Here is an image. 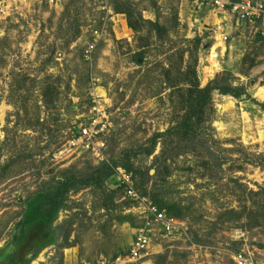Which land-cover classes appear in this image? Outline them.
Returning <instances> with one entry per match:
<instances>
[{"label":"rangeland","instance_id":"374dc122","mask_svg":"<svg viewBox=\"0 0 264 264\" xmlns=\"http://www.w3.org/2000/svg\"><path fill=\"white\" fill-rule=\"evenodd\" d=\"M121 5L143 20L137 32ZM196 82L245 95L212 92L193 133L157 139L151 156H131L129 173L114 165L99 185L69 188L53 244L28 264H101L126 252L141 223L128 188L181 227L130 264H264V112L251 102H264V20L192 0H111L105 9L65 0L0 16V264L27 219L48 211L35 201L150 151L154 136L187 117ZM94 109L107 124L97 155L70 144Z\"/></svg>","mask_w":264,"mask_h":264},{"label":"built area","instance_id":"2783aa9c","mask_svg":"<svg viewBox=\"0 0 264 264\" xmlns=\"http://www.w3.org/2000/svg\"><path fill=\"white\" fill-rule=\"evenodd\" d=\"M65 0H0V16L8 17L17 12L19 8L28 7L31 4L47 5L56 7ZM102 8H106L108 0H92ZM197 6L209 7L218 11H230L238 20L255 24L264 20V0H192ZM93 46H90L92 49ZM210 58L218 60L219 54L212 50ZM94 116L88 123L82 125L78 136L73 138L70 144L72 146L80 145L81 149L87 153L97 155L101 148L102 136L104 135L107 124L99 109H94ZM102 116V117H101ZM129 199L139 204L138 215L141 223L135 230L133 241L126 252L119 254L110 262L101 264H130L147 257L153 248V242L158 237L173 236L180 232V223L177 219L167 215L165 211L160 210L156 205L141 199L131 188L127 189ZM244 260L240 258L239 264Z\"/></svg>","mask_w":264,"mask_h":264},{"label":"trees","instance_id":"16d2710c","mask_svg":"<svg viewBox=\"0 0 264 264\" xmlns=\"http://www.w3.org/2000/svg\"><path fill=\"white\" fill-rule=\"evenodd\" d=\"M119 13L126 15L128 27L134 32H137L139 24L141 23V21H143L141 20V17L135 21L133 17L134 15L132 12H130L129 8L126 7L125 10L123 9L122 5L119 7ZM197 43L199 44L198 40ZM214 91H218L224 96H233L234 98H240L245 95V92L241 89L237 90L230 87L224 88L216 86L213 83L204 89H200L198 82H196L188 93V101L190 103L189 113L187 117L181 122V124H179L175 128H172L163 134L154 136L151 140L150 151L140 149L137 151L127 152L124 154L122 163H112L105 165L93 171L91 175L83 179L71 178L58 188L57 193L53 197L40 198L35 201L32 206L33 209L42 208L47 205L46 207H48V211L43 212V214L37 216H30L27 219L23 226L22 233L19 236H15L13 239L15 242V251L7 259L9 260V264H28L30 261H32L35 252L40 251L45 247L53 244V224L62 208V205L64 203V196L68 192L69 188L97 186L102 181L115 176V166L117 165L129 173L131 169V156H138L140 154L151 156L154 152L157 139L176 134L188 136L193 133V118L200 119L201 115L210 105L211 95ZM251 102L259 106L264 112V103L257 102L253 99H251ZM43 200H45V202L43 204H40V202ZM159 209L165 211L164 209ZM167 215L172 216L169 213H167Z\"/></svg>","mask_w":264,"mask_h":264},{"label":"bare ground","instance_id":"6f19581e","mask_svg":"<svg viewBox=\"0 0 264 264\" xmlns=\"http://www.w3.org/2000/svg\"><path fill=\"white\" fill-rule=\"evenodd\" d=\"M223 50H224V48H223ZM226 50V49H225ZM218 66V64L216 65V63H215V67H217Z\"/></svg>","mask_w":264,"mask_h":264},{"label":"crops","instance_id":"0c3cea01","mask_svg":"<svg viewBox=\"0 0 264 264\" xmlns=\"http://www.w3.org/2000/svg\"><path fill=\"white\" fill-rule=\"evenodd\" d=\"M262 102H263V101H262ZM262 102H261V103H262ZM263 103H264V102H263Z\"/></svg>","mask_w":264,"mask_h":264}]
</instances>
